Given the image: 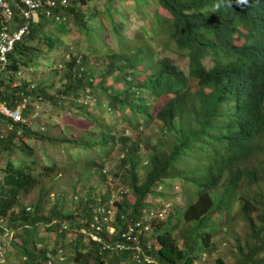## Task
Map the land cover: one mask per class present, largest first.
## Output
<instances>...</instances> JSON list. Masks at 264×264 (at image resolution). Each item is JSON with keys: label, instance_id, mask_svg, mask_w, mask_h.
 I'll return each mask as SVG.
<instances>
[{"label": "trees", "instance_id": "16d2710c", "mask_svg": "<svg viewBox=\"0 0 264 264\" xmlns=\"http://www.w3.org/2000/svg\"><path fill=\"white\" fill-rule=\"evenodd\" d=\"M5 1L9 29L28 31L0 67V104L21 114H0V263L10 246L20 264H264V0H42L36 20L19 0ZM129 13L144 24L128 37ZM3 21L0 8V30ZM72 27L81 41L65 44ZM170 45L176 57L160 55ZM40 65L37 81L21 76ZM42 106L80 115L84 137L50 134ZM153 123L163 135L154 142L142 133ZM31 143L62 148L70 164H39ZM112 156L115 194L88 185L79 195L75 183L44 206V177L82 166L99 180ZM34 189L38 197L22 202ZM179 197L182 211L161 203ZM236 204L246 235L231 246ZM100 208L114 212L109 221ZM161 209L153 226L158 218L147 216Z\"/></svg>", "mask_w": 264, "mask_h": 264}, {"label": "rangeland", "instance_id": "374dc122", "mask_svg": "<svg viewBox=\"0 0 264 264\" xmlns=\"http://www.w3.org/2000/svg\"><path fill=\"white\" fill-rule=\"evenodd\" d=\"M129 19L126 23L125 26V34L129 37L134 34V32L139 28V26H142L144 24V21L141 19H136V17L129 13ZM37 16L34 17L33 20H36ZM65 38V44H72L73 42L76 43L78 40L81 41V34H78V31L72 27L70 34L64 37ZM83 44V43H82ZM80 45V44H79ZM81 47V48H80ZM84 45H80L78 48L80 50H84ZM173 45H170L168 47H164L162 51H160V55H167V56H175L173 52ZM63 52V49L57 48L56 51L53 53L51 56L52 60L54 58H57L59 54ZM180 66L185 68V61L181 60L180 61ZM43 69L40 67L33 68L29 72H21V76L24 74L29 80L32 82L37 81L41 76L45 75L42 73ZM60 74V73H59ZM58 83V76L55 77L54 79V84ZM162 104V101L159 104L154 105L155 109ZM41 114L38 116H41V123H45L46 125H51L52 127L50 128V134L53 135H61L62 130L65 132V134L69 137H74V138H82L84 137V132L89 128L88 123L85 119H83L80 115H77L73 110H59L58 108L56 110H52L50 106H42L41 107ZM100 116L104 115V119H106L109 122H112L109 115L107 113H99ZM45 121V122H44ZM39 121H37L38 123ZM40 123V122H39ZM124 123H119L118 128L124 127ZM161 125H158V123H153L150 127L142 130V133L144 136L150 135L151 138L154 136L153 142L155 141V138L158 136H163L160 133V128ZM131 133H128L127 135H130ZM32 144V143H31ZM34 147V154L35 157L38 161L39 164H45V158L49 157L51 160H55L56 163H58L61 168L66 167L70 162L68 161V155L67 153L62 149L58 148L54 145L46 144L43 148H39V146L35 143L32 144ZM71 153L75 155V153L78 151V149L73 148L70 150ZM142 159L144 158L145 151L142 149L140 153ZM80 156V155H79ZM116 161L117 158L112 156L110 160H107V167L109 169L110 173H107L105 178L101 179H96V176L90 177L88 179V176L86 174L82 173V166H78L73 169H69L68 172H63L59 170V174H57V179L56 181H49L48 178H43L44 184H43V191L47 192L45 196L41 197V201L44 204V206L47 208L48 205L52 202H54L59 194L61 192H64V195L68 198L70 194L73 192L74 189V184L76 183V188L75 190L78 191L79 195H83L86 191V188L88 185L95 186L97 191L96 192H104L108 190L112 194H115L117 188L120 186V182L117 178L114 177L113 172L116 170ZM173 193V191H172ZM39 195V192L37 189H34L30 194L25 196L23 198V201L25 204H28L32 201H34ZM49 200V201H48ZM156 201L157 199H153ZM171 200V199H170ZM170 200L163 199L161 200V203L164 202L166 205V209H176L177 211H182L183 207L185 206L184 203V198L179 197L174 200V204L170 202ZM166 202V203H165ZM69 199H67L65 206L66 208L70 206ZM162 211V216H158V220L153 222V226L159 225L161 221L159 218H163V216L167 213L165 210H160ZM238 211V204L234 206V211L231 214L230 222L226 224V231L228 232V239H231V246H234V238H239L243 235H246V225L243 223L241 219H236L233 217L234 212ZM114 213V212H113ZM112 211L109 213V216H113ZM160 214V213H158ZM113 222V221H112ZM181 224H184L183 222ZM113 225V224H112ZM114 227H110V232L113 231ZM40 234L45 235V230L43 226L40 227ZM225 231V230H224ZM223 230L219 234V239L217 242H219L220 247H222L220 256L224 258V260H228L227 256V250H228V245L227 241L223 239L224 232ZM139 232V231H138ZM230 233L232 236H230ZM50 236H53V234H48ZM242 241V240H241ZM226 242V243H225ZM230 242V241H229ZM9 247V248H8ZM7 247V250L12 252L13 255H9V257L5 258L0 264H20L19 260L15 257V252L14 249L10 246Z\"/></svg>", "mask_w": 264, "mask_h": 264}, {"label": "built area", "instance_id": "2783aa9c", "mask_svg": "<svg viewBox=\"0 0 264 264\" xmlns=\"http://www.w3.org/2000/svg\"><path fill=\"white\" fill-rule=\"evenodd\" d=\"M19 2L22 4L21 5V13L22 16L25 19H34L35 16H37V10L40 8L41 4H42V0H19ZM49 0H46V3H49ZM66 0H62V3H65ZM0 8L2 9L3 12V16H4V21L3 24L1 26V30H0V67L2 66V64L5 62L6 59V54L7 52H9L14 43L21 38V36L25 33H27L28 28L26 24H22L19 27H17L16 29H9V21L12 20L13 18V10L10 6V4L5 1V0H0ZM49 11H47L46 14H48ZM0 114L11 118L14 121H19L21 119V114H20V107H17L15 109H11L9 107H7L5 104H0ZM101 213L105 214L103 215L104 217V221H109V210L105 211L104 208H100L99 209ZM160 213V214H158ZM158 213L155 210H152L149 212L147 218L148 220H152V219H156L162 216V211H158ZM94 224H91V227ZM133 227L130 226L128 229L127 234L133 232ZM144 229L147 230L148 226H144ZM11 234H9L10 236ZM88 235L93 239V240H98L97 235L92 231L89 230L88 231ZM5 236V235H4ZM126 236V235H125ZM129 236V235H128ZM128 236H126L127 238H129ZM1 237V236H0ZM122 247V245H116ZM2 250L3 247L0 243V260H1V254H2ZM147 262H152V260L150 259H146Z\"/></svg>", "mask_w": 264, "mask_h": 264}]
</instances>
